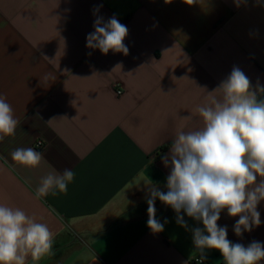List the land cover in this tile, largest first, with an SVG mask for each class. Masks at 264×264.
<instances>
[{"label":"crops","instance_id":"1","mask_svg":"<svg viewBox=\"0 0 264 264\" xmlns=\"http://www.w3.org/2000/svg\"><path fill=\"white\" fill-rule=\"evenodd\" d=\"M98 16L127 26V56L86 47ZM234 66L254 90L264 87V0H0V94L19 120L15 135L0 142V203L35 215L55 234L51 252L27 264L200 258L192 232L158 199L156 218L167 223L163 232L149 229L146 186L167 190L162 157L177 128L202 126L195 108ZM28 147L43 154L38 167L12 160L14 149ZM53 168L71 169L74 179L66 192L38 198ZM257 211L260 226L240 237L238 217L226 210L218 225L233 243H264V201ZM206 257L204 264H225L217 250Z\"/></svg>","mask_w":264,"mask_h":264},{"label":"clouds","instance_id":"2","mask_svg":"<svg viewBox=\"0 0 264 264\" xmlns=\"http://www.w3.org/2000/svg\"><path fill=\"white\" fill-rule=\"evenodd\" d=\"M93 28L86 47L104 55L109 51L129 54L124 43L129 30L115 16L107 22L98 16ZM207 93V102L194 110L202 126L189 131L177 128L168 154L162 157L164 166L170 168L167 190L161 191L153 182L146 186L147 226L153 233L164 231L167 219L161 223L156 218L158 199L175 212L179 226L192 232L199 264L207 258L208 249L219 251L225 264H260L264 243H233L227 238V226L218 225V221L224 210L229 217H238L233 228L238 237L261 224L257 206L264 201V87L254 90L250 79L234 66L230 75ZM179 119L188 121L192 116ZM18 125L12 106L0 94V142L15 135ZM11 158L33 168L44 159L32 147L14 149ZM73 179L71 169L61 173L53 168L41 178L36 196L66 192ZM184 214L203 227L190 228ZM54 238L47 224L38 222L35 215L0 203V264H27L29 257L39 261L51 252Z\"/></svg>","mask_w":264,"mask_h":264},{"label":"built area","instance_id":"3","mask_svg":"<svg viewBox=\"0 0 264 264\" xmlns=\"http://www.w3.org/2000/svg\"><path fill=\"white\" fill-rule=\"evenodd\" d=\"M117 94H120V90H117ZM43 146L44 145L41 141L36 142V145H35L36 148L41 149V148H43ZM199 262H200V258H195V259L190 261V264H199ZM203 264H204V262H203Z\"/></svg>","mask_w":264,"mask_h":264},{"label":"trees","instance_id":"4","mask_svg":"<svg viewBox=\"0 0 264 264\" xmlns=\"http://www.w3.org/2000/svg\"><path fill=\"white\" fill-rule=\"evenodd\" d=\"M162 150H166V148L164 147V148H162Z\"/></svg>","mask_w":264,"mask_h":264}]
</instances>
